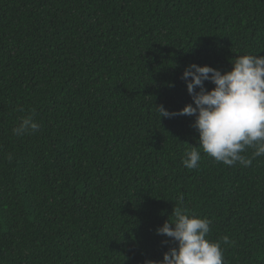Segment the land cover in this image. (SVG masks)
I'll use <instances>...</instances> for the list:
<instances>
[{
	"label": "trees",
	"instance_id": "obj_1",
	"mask_svg": "<svg viewBox=\"0 0 264 264\" xmlns=\"http://www.w3.org/2000/svg\"><path fill=\"white\" fill-rule=\"evenodd\" d=\"M247 53L264 56V0H0V264L162 261L181 197L225 264H264V155L201 148L187 169L195 117L156 108L193 103L186 66ZM28 115L39 130L15 135Z\"/></svg>",
	"mask_w": 264,
	"mask_h": 264
},
{
	"label": "clouds",
	"instance_id": "obj_2",
	"mask_svg": "<svg viewBox=\"0 0 264 264\" xmlns=\"http://www.w3.org/2000/svg\"><path fill=\"white\" fill-rule=\"evenodd\" d=\"M231 64V70L223 73L208 65L186 66L181 79L193 103L174 112L163 105L156 106L159 119L176 115L195 117L193 127L199 134V146L186 151L182 162L187 169L198 168L201 148L216 162L228 166L239 163L248 167L254 158L264 155V56L247 53L233 58ZM205 81L214 87L206 89ZM39 127L28 115L12 131L23 136ZM250 148L254 150L251 157L242 154ZM211 223L210 219L189 212L181 197L174 206L172 219L156 229L158 235L171 238L176 246L163 254L162 261L149 260L146 264H225L221 241L207 239ZM222 242L231 243L227 235Z\"/></svg>",
	"mask_w": 264,
	"mask_h": 264
}]
</instances>
